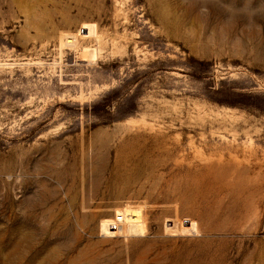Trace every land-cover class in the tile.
Listing matches in <instances>:
<instances>
[{
    "label": "rangeland",
    "instance_id": "1",
    "mask_svg": "<svg viewBox=\"0 0 264 264\" xmlns=\"http://www.w3.org/2000/svg\"><path fill=\"white\" fill-rule=\"evenodd\" d=\"M0 264H264V0H0Z\"/></svg>",
    "mask_w": 264,
    "mask_h": 264
},
{
    "label": "bare ground",
    "instance_id": "2",
    "mask_svg": "<svg viewBox=\"0 0 264 264\" xmlns=\"http://www.w3.org/2000/svg\"><path fill=\"white\" fill-rule=\"evenodd\" d=\"M126 223L128 227L130 228L129 234L131 236L137 235V234H143L145 231L144 223L142 222V215L140 212H128L125 216ZM171 231L173 232H180V228L177 226V224L174 222L173 226L171 227ZM195 233V231H193ZM181 233V232H180ZM191 233V232H187ZM199 233V232H196ZM172 235V234H171Z\"/></svg>",
    "mask_w": 264,
    "mask_h": 264
}]
</instances>
